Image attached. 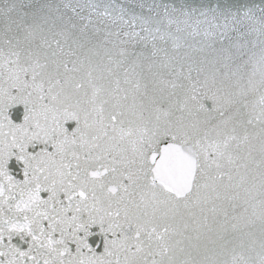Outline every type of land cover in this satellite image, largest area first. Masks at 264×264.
Listing matches in <instances>:
<instances>
[{"label": "water", "instance_id": "95a60500", "mask_svg": "<svg viewBox=\"0 0 264 264\" xmlns=\"http://www.w3.org/2000/svg\"><path fill=\"white\" fill-rule=\"evenodd\" d=\"M0 264H264V0H0Z\"/></svg>", "mask_w": 264, "mask_h": 264}]
</instances>
